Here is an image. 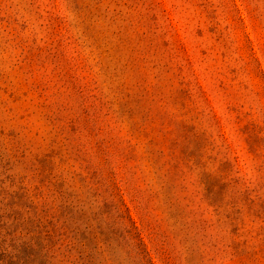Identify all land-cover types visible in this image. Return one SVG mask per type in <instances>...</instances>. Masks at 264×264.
I'll use <instances>...</instances> for the list:
<instances>
[{"label": "rangeland", "instance_id": "374dc122", "mask_svg": "<svg viewBox=\"0 0 264 264\" xmlns=\"http://www.w3.org/2000/svg\"><path fill=\"white\" fill-rule=\"evenodd\" d=\"M0 264H264V0H0Z\"/></svg>", "mask_w": 264, "mask_h": 264}]
</instances>
